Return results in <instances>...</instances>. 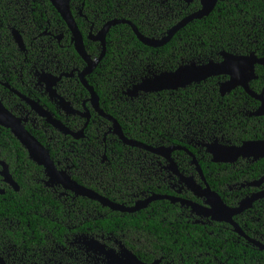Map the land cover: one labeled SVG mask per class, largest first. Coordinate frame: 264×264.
<instances>
[{"label":"flooded vegetation","instance_id":"af4514ba","mask_svg":"<svg viewBox=\"0 0 264 264\" xmlns=\"http://www.w3.org/2000/svg\"><path fill=\"white\" fill-rule=\"evenodd\" d=\"M80 1L73 9L70 3V8L86 54L77 51L72 30L50 0H0V104L41 144L34 157L45 163L35 162L24 147V161L16 159L13 173L0 160V195L12 189L20 196L17 179L24 175L35 192L33 208L24 215L18 207L14 231L24 223V216L29 219L39 212L52 224L39 226L44 241H37L33 233L28 250L16 240L3 241L0 264H264V52L245 50L236 55L253 61L240 69L242 79L252 77L249 92L242 86L228 92L223 85L229 75L210 77L223 98L240 93L234 102L238 109L229 114L236 126L232 133L193 135L186 137L187 145L152 147L156 151L130 146L120 137H132L126 128L128 122L137 121L132 113L137 103L132 102L144 95V73L132 86L118 87L114 63L109 72L111 99L104 102L91 83L106 55L105 50L98 62L103 53L96 40L100 31L113 21H122L114 26L128 23L119 19L116 1L110 16L118 18L99 29L102 0H95V8ZM158 1L162 8L167 6L164 15L170 6L179 11L178 23L202 8V0H171L173 5ZM256 2L260 8L255 7L253 26L258 22L259 31H264V0ZM261 37L253 42L260 44ZM244 43L243 37L242 47ZM224 54L228 53L182 61L172 72L191 64H221ZM132 72L126 69L124 76ZM90 88L98 102L92 100ZM137 137H144V130ZM196 137L221 139L203 143ZM230 137H236L235 142ZM172 147L181 149L168 152ZM234 147L242 149L238 159L213 161L216 148ZM192 150L209 159L208 177ZM2 163L18 189L5 182ZM212 165L219 167L212 169ZM67 180L95 192L100 200L67 189ZM207 187L210 196L204 193ZM157 196L171 199L152 200ZM162 201L173 209H150ZM153 213L159 217L158 227L147 223ZM107 218L108 225H102Z\"/></svg>","mask_w":264,"mask_h":264},{"label":"trees","instance_id":"16d2710c","mask_svg":"<svg viewBox=\"0 0 264 264\" xmlns=\"http://www.w3.org/2000/svg\"><path fill=\"white\" fill-rule=\"evenodd\" d=\"M77 1L71 2L72 9ZM116 1L119 19L125 20L130 25L114 26L106 37V55L101 62L99 71L93 76L94 81H91L102 102L111 99L112 83L109 72L113 69L114 63H116L119 76L116 85L119 87L123 83L132 86L140 81L143 77L140 73H144V79H146L152 74L172 72L182 61L199 60L206 56L214 59L222 51L234 56L242 55L245 50L264 52V31H259L261 27L258 22L253 26V14H258L255 7L260 8L256 0H220L209 16L191 21L163 48L144 45L138 39L131 25H134L140 34L147 38L161 39L179 22L177 19L179 11L173 10L170 6L168 14L164 15L162 9L167 6L162 8V3L158 0H102L100 6L104 14L101 15L99 29L110 19L118 18L110 16ZM85 2L89 7H96L95 0H86ZM170 3L175 4L174 1H170ZM244 21H247V24ZM262 28H264L263 19ZM260 34L262 44L257 45L253 41ZM243 37L244 47L241 45ZM180 39L183 40L180 41ZM126 69L133 70V74L124 76ZM239 95L240 93L233 92L230 96L223 98L214 78H208L200 84H193L185 89L144 93L143 96L132 102L137 103L136 110H132L137 121L128 122L130 127L126 128V132L132 136L128 138L150 147H170L187 145L186 137L193 135L205 136L208 132L211 136H219L224 132L232 133L236 126L230 123L229 116L238 109L234 102ZM227 107L233 110L230 111ZM140 121H143L142 124ZM135 122H138L137 126ZM142 130H144V137H137ZM216 138L221 139V137H196V141L209 143ZM230 138H234L235 142L236 137ZM114 144L119 145V143ZM25 152L13 134L8 129L0 127V160L9 165L11 173H13L14 163L18 157L24 161ZM193 152L196 154L205 176L208 177L209 159H201L199 154ZM217 167L219 166L212 165V169ZM18 178L20 196L12 189L7 190L5 196L0 195V244L3 241L12 244L16 240L21 246L26 245L24 249L28 250L30 237L33 233H35L37 241L45 238V233L39 231V226H51L52 224L46 217H40L41 213L39 212L36 217L32 215L29 219L24 216V223L19 230L14 231V214L18 207L24 215L31 212L33 208L31 200L35 194L31 190V184L27 177L20 174ZM91 187L95 188L94 185ZM39 205L36 203L37 211L40 210ZM150 209L153 211L170 210L173 209V206L162 201L157 202ZM158 218L154 213L150 214L147 223L151 227H158ZM108 223L109 218L102 225L107 226ZM5 246L8 247V244ZM1 248L2 245H0V252Z\"/></svg>","mask_w":264,"mask_h":264},{"label":"water","instance_id":"95a60500","mask_svg":"<svg viewBox=\"0 0 264 264\" xmlns=\"http://www.w3.org/2000/svg\"><path fill=\"white\" fill-rule=\"evenodd\" d=\"M50 1L52 2L53 6L57 9L59 14L67 21L70 29L72 30V33L74 35L73 41L75 43V47L77 51L80 52L81 54L84 53L86 54L83 38L78 31V27L76 25V22L74 20L70 8L71 0H50ZM217 2L218 0H202V8L198 12L192 14L182 22L178 23L176 26L170 29L168 33L165 36H163L161 39L147 38L142 34H140L138 29L134 25L131 26L133 28V31L137 35L138 39L144 45L149 47L159 48L168 44L173 39V37L191 21L199 20L209 16L210 13L215 9ZM121 22L122 21H113L108 23L107 25L104 26V28L100 31L99 35L97 36L96 40H98L103 47V53L100 59L98 60V62L101 61L105 55L106 36L109 30L111 29L112 26L119 24ZM224 58L225 61L222 62L221 64L209 63L205 66H197L195 64H191L188 67L181 68L177 72H166V73L164 72L160 75H156L153 78L144 79V93H157L165 90H177L179 88H185L191 84H200L202 81L210 77L221 74H226L230 76L229 82L223 85L228 90V92H231L233 89H235L238 86L244 87L249 92L248 80H250L252 77H249L247 80L242 79L243 76L240 72V69L242 65L245 64L251 65L253 63V61H251V58L250 57L243 58L239 56H233L231 54H224ZM251 68L252 67H250V69ZM90 91L92 93V100L98 102L99 97L93 92L92 88H90ZM0 126L11 131V133L20 142V144L24 148H26V150L29 151L31 158L35 162L39 164H45L43 161H39L34 157V155L36 156L38 155L39 153L38 149L39 148L42 149L41 144L25 130L20 120L15 118L1 104H0ZM119 132H121V130L120 131L118 130V133ZM75 138H80V137H75ZM120 138L127 145L138 146L149 151H156L150 146L129 140L126 137H120ZM252 145L253 144L249 145V147H251ZM177 149H181V148L172 147V148H168L167 151L172 152ZM241 151L242 149L237 147L223 148V149L216 148V150L212 151V154L214 155L213 161L217 163L233 162L234 160L240 157ZM224 155H227L229 159H224L223 158ZM193 163L197 165L198 172L203 176L202 169L199 166L197 159L194 156H193ZM2 164L4 166L2 175L5 178V182L9 183L15 189H18L17 184L12 180L11 175L8 172L7 165L5 163ZM64 184L67 189H70L77 194L86 195L90 198L100 200L95 192L79 186L76 182L67 180ZM204 193L210 196L211 190L209 189V187L205 189ZM162 199H171V198L164 196H157L152 200H162Z\"/></svg>","mask_w":264,"mask_h":264}]
</instances>
